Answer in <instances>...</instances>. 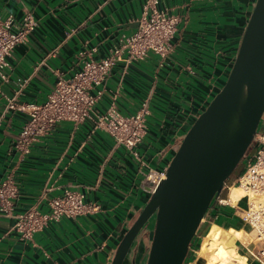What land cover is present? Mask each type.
Returning a JSON list of instances; mask_svg holds the SVG:
<instances>
[{
    "label": "crops",
    "instance_id": "obj_1",
    "mask_svg": "<svg viewBox=\"0 0 264 264\" xmlns=\"http://www.w3.org/2000/svg\"><path fill=\"white\" fill-rule=\"evenodd\" d=\"M245 1L158 0V9L179 21L169 55L162 60L149 53L142 61L127 68L119 64L111 71L95 112H105L117 87L116 104L121 114H134L147 102V134L136 148L144 167L127 150L116 146L109 134L93 130L89 120L78 125L57 123L23 155L15 143L28 116L19 111L3 112L8 100L43 103L54 88L57 74L71 77L88 57L105 58L123 37L137 30L144 0H0L2 20L11 16L19 23L25 13H30L37 21L28 41L16 46L6 59L9 68L3 70L5 80L0 78V181L6 177L15 180L13 215L31 208L47 213L49 200L64 189L80 192L85 202L99 208L92 214L49 222L31 240L21 239L12 230L14 218L0 217V264L111 261L121 235L139 212L146 172L168 166L189 118L205 109L227 74L240 42L242 22L249 15L245 10L236 17V7ZM82 51L88 52L84 58L79 57ZM228 199L229 191L225 201ZM242 199L228 204L239 207ZM231 206L208 212L184 264H205V257L199 256L200 239L213 224L243 231L242 242H235L236 254L247 264H264L253 242L254 232L239 221ZM144 234L149 246V234ZM144 237L138 253L146 247ZM145 256L140 262L138 255L137 264H142Z\"/></svg>",
    "mask_w": 264,
    "mask_h": 264
},
{
    "label": "built area",
    "instance_id": "obj_2",
    "mask_svg": "<svg viewBox=\"0 0 264 264\" xmlns=\"http://www.w3.org/2000/svg\"><path fill=\"white\" fill-rule=\"evenodd\" d=\"M15 1L20 2V0ZM178 23L175 16L158 9V0H144L143 11L137 20V30L131 36L123 37L105 58L94 60L88 57L83 61L81 70L71 77L57 74L53 90L41 104H17L13 100H8L4 113L19 111L28 116V121L17 135L15 148L26 155L31 145L49 134L57 123L70 122L78 125L89 120L93 124V130H102L109 134L116 146L123 147L135 160L146 167L140 160L136 148L147 134L146 118L149 115L147 102L144 101L134 114L123 115L116 104L120 89L117 87L112 92L104 113H96L95 106L104 95L106 82L115 66L120 64L127 68L133 62L144 60L149 53L162 60L167 58ZM36 26L37 21L30 13H25L19 23H16L11 16L5 20L0 18V78L2 80H5L3 70L9 68L6 59L16 46L28 41L29 34ZM86 55H88L87 51L79 53L80 58ZM249 152L241 161L242 171L231 186H239L253 193L261 200L258 208H250L247 202L244 209L221 203L227 199L230 187L225 184L209 212L231 206L239 221L254 232L255 243L260 245L258 255L264 257V127L255 136ZM166 169L167 167L161 171L148 169L142 188L148 193H154L164 179ZM222 194H225V197ZM16 197L15 180L10 177L1 180L0 217L14 218L12 230L23 240H31L49 222L84 216L99 210L97 205L85 202L84 195L80 192L64 189L59 196L49 200L47 213L31 208L21 214L13 215V201Z\"/></svg>",
    "mask_w": 264,
    "mask_h": 264
},
{
    "label": "water",
    "instance_id": "obj_3",
    "mask_svg": "<svg viewBox=\"0 0 264 264\" xmlns=\"http://www.w3.org/2000/svg\"><path fill=\"white\" fill-rule=\"evenodd\" d=\"M242 27L227 74L207 107L189 118L156 191L141 188L139 212L108 264H126L141 231L149 234L142 264H184L198 228L264 127V0L253 1Z\"/></svg>",
    "mask_w": 264,
    "mask_h": 264
},
{
    "label": "bare ground",
    "instance_id": "obj_4",
    "mask_svg": "<svg viewBox=\"0 0 264 264\" xmlns=\"http://www.w3.org/2000/svg\"><path fill=\"white\" fill-rule=\"evenodd\" d=\"M228 191L229 199L227 200V202L232 205H234L238 200L242 199V197L249 204L250 208L253 209H257L258 204L261 202V200L257 198L253 193L247 192L242 187L230 186ZM219 228L223 231L220 232L218 236L216 235L217 230H213L211 232L208 231L204 240L202 241L199 256L205 257V264H208L209 259L216 255L217 249H223V252L225 253L227 259L235 260L233 259V254L237 257H242L236 254L235 242L241 241L243 239L242 237L244 235V232L235 230L233 228Z\"/></svg>",
    "mask_w": 264,
    "mask_h": 264
},
{
    "label": "flooded vegetation",
    "instance_id": "obj_5",
    "mask_svg": "<svg viewBox=\"0 0 264 264\" xmlns=\"http://www.w3.org/2000/svg\"><path fill=\"white\" fill-rule=\"evenodd\" d=\"M250 1H252V0H246L245 1V3H242V5L241 6H238V7H236V17H238L239 15L241 16V15H243V13L245 12V10L246 11H248L249 13L251 12V10H248L249 9V7H248V5L250 6ZM246 2H248V4L246 3ZM247 4V5H246ZM247 7V8H246ZM244 8H246V9H244ZM252 9V8H251ZM247 13V12H246ZM145 236V234H144V232L143 231H141L138 235H137V237L135 238V240H134V242H133V244H132V247H131V249H130V252H129V254H128V257H127V262H126V264H137V262H136V260H137V256L139 255V261L140 262H142L143 261V258H144V256L146 255V253H147V250H148V248H149V246H148V241H147V238H145L144 237ZM145 238V243H146V247H145V249H144V252H141V253H138L137 252V250H138V244L140 243V240H141V238Z\"/></svg>",
    "mask_w": 264,
    "mask_h": 264
},
{
    "label": "clouds",
    "instance_id": "obj_6",
    "mask_svg": "<svg viewBox=\"0 0 264 264\" xmlns=\"http://www.w3.org/2000/svg\"><path fill=\"white\" fill-rule=\"evenodd\" d=\"M221 203L226 204L228 202L221 201ZM213 230H217L216 231L217 236L220 234V232L223 231L222 229L219 228L218 225H215V224L212 225L209 231L211 232ZM233 259L236 260V264H246L245 258L237 257L233 254ZM208 264H231V261L226 258V255L223 252V249H217L216 255L209 259Z\"/></svg>",
    "mask_w": 264,
    "mask_h": 264
},
{
    "label": "rangeland",
    "instance_id": "obj_7",
    "mask_svg": "<svg viewBox=\"0 0 264 264\" xmlns=\"http://www.w3.org/2000/svg\"><path fill=\"white\" fill-rule=\"evenodd\" d=\"M213 98V97H212ZM212 100V99H211ZM210 100V101H211ZM209 101V102H210ZM249 151V150H248ZM251 152V151H250ZM249 152V153H250ZM242 169V162L239 164V166H238V168H237V170L232 174V176L230 177L231 178V182L230 183H226V186H231V183H233V181L236 179V177L239 175V172H240V170ZM222 196L223 197H225V194H222ZM239 208H241V209H244V208H246V202H245V200H242L240 203H239ZM205 236V235H204ZM204 236H203V238H204ZM203 238L202 239H200V243L203 241ZM253 242H255V240L253 239ZM257 251H258V249L260 248V245L259 244H257ZM250 249L252 248V246L251 247H249ZM251 259H253V257H251Z\"/></svg>",
    "mask_w": 264,
    "mask_h": 264
},
{
    "label": "trees",
    "instance_id": "obj_8",
    "mask_svg": "<svg viewBox=\"0 0 264 264\" xmlns=\"http://www.w3.org/2000/svg\"><path fill=\"white\" fill-rule=\"evenodd\" d=\"M242 23H244V22H242ZM242 27V26H241ZM250 149V148H249ZM249 152V151H248ZM241 171H242V169L240 170V172H239V174L241 173ZM231 182V178H229V180L226 182V183H230ZM192 245V244H191ZM190 245V246H191Z\"/></svg>",
    "mask_w": 264,
    "mask_h": 264
}]
</instances>
